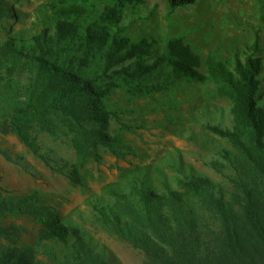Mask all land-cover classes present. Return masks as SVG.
Segmentation results:
<instances>
[{
  "label": "trees",
  "instance_id": "obj_1",
  "mask_svg": "<svg viewBox=\"0 0 264 264\" xmlns=\"http://www.w3.org/2000/svg\"><path fill=\"white\" fill-rule=\"evenodd\" d=\"M197 1L166 0L172 10ZM142 2L52 0L43 8L38 33L0 46L4 65L31 75L29 101L13 116L15 132L45 161L25 128L26 116L44 122L47 114H60L68 118L77 135L80 161L98 144L117 156L121 139L102 131L111 116L118 119L106 109V101L115 90L126 86L132 96L139 97L166 91L180 81L214 85L216 96L234 104L230 128L205 126L231 141L240 153L223 151V158L237 176L234 184L240 195L232 199L234 205L225 201L209 179L179 169L182 191L166 183L165 189L157 190L143 173L135 172L123 185L108 186L105 191L112 200L99 198L106 203H93V210L104 225L143 252L146 264H264V102L258 98L262 70V61L256 58L259 45L255 43L253 54L244 59L236 55L224 61L212 53L203 59L184 38L173 37L157 55L156 40H133L122 26L126 9ZM161 67L168 69L161 81L148 83ZM212 167L222 169L218 162H212ZM71 176L74 183L81 184L76 172ZM23 208L28 213L31 210L26 202ZM6 210L7 203L0 202V213ZM199 212L212 215L210 224L215 230ZM41 222L45 227L42 240L72 248L75 262L63 264H107L79 229L55 218H41ZM12 259L4 253L0 264H24L25 255Z\"/></svg>",
  "mask_w": 264,
  "mask_h": 264
},
{
  "label": "rangeland",
  "instance_id": "obj_2",
  "mask_svg": "<svg viewBox=\"0 0 264 264\" xmlns=\"http://www.w3.org/2000/svg\"><path fill=\"white\" fill-rule=\"evenodd\" d=\"M51 1L0 0V46L38 33L43 8ZM122 26L133 40H156L157 55L173 37L184 38L203 59L212 53L224 61L236 55L244 59L258 43L256 58L262 61L258 98L264 102V0H198L178 10H172L166 0H143L126 9ZM167 70L161 67L148 83L160 82ZM31 84L28 72L11 70L0 58V202L8 205L0 213V257L8 253L14 260L25 255L24 264L75 262L71 247L42 240L41 218H55L79 229L107 264H146L143 252L104 225L92 205H105L99 198L112 200L105 189L123 185L135 172L143 173L157 190L165 189L166 183L182 191L177 177H182L179 169L187 170L189 175L209 179L230 205L240 195L234 184L236 172L223 151L240 153L231 141L205 129L210 124L230 128L233 118V102L216 96L214 85L180 81L166 91L139 97L126 86L115 90L106 109L118 119L111 116L102 131L121 139L117 156L98 144L80 161L77 135L68 118L49 113L42 122L28 115L25 128L44 161L24 145L13 125L16 109L29 101ZM212 162L220 163L221 171ZM73 172L81 184L73 182ZM22 200L30 206L29 213ZM198 216L215 230L211 214Z\"/></svg>",
  "mask_w": 264,
  "mask_h": 264
}]
</instances>
